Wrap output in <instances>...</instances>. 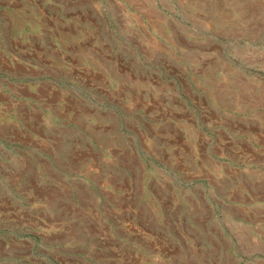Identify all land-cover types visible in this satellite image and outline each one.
Instances as JSON below:
<instances>
[{
  "label": "rangeland",
  "instance_id": "1",
  "mask_svg": "<svg viewBox=\"0 0 264 264\" xmlns=\"http://www.w3.org/2000/svg\"><path fill=\"white\" fill-rule=\"evenodd\" d=\"M55 1L84 31L0 66V264H264V0Z\"/></svg>",
  "mask_w": 264,
  "mask_h": 264
},
{
  "label": "crops",
  "instance_id": "2",
  "mask_svg": "<svg viewBox=\"0 0 264 264\" xmlns=\"http://www.w3.org/2000/svg\"><path fill=\"white\" fill-rule=\"evenodd\" d=\"M46 0H0V66L4 72H16L20 75L21 81L26 77H31L33 65L37 62L42 66L51 64V56L43 52L47 49V44L61 47L62 43L57 44L48 40V34L69 33L77 34L81 29L84 31V10L78 4L74 11L68 13V4L55 1L49 5ZM75 3L80 0H75ZM73 4V3H72ZM72 14L77 16L76 20H68V25H64L63 15ZM60 22H59V21ZM72 23L74 26L72 27ZM82 37L83 42L91 40V35L85 33ZM81 40V37H77ZM61 42V39H59ZM81 42H76L74 46ZM67 48L71 47L65 45ZM53 48V47H51ZM65 49V48H64ZM58 51V49L56 50ZM55 51V52H56ZM18 71V72H17ZM24 83L15 85L16 89H26ZM12 86V85H10ZM137 108H142L143 115L150 118L161 116H172L173 118H187L190 116L188 107L177 97L176 93L169 90H162L157 93L150 90L137 91ZM156 135L163 136L156 130ZM173 137V136H172ZM166 152V151H164Z\"/></svg>",
  "mask_w": 264,
  "mask_h": 264
}]
</instances>
